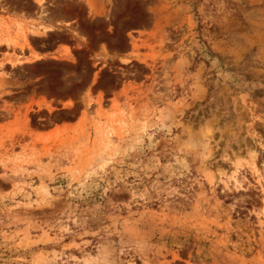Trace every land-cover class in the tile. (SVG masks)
<instances>
[{
  "label": "rangeland",
  "instance_id": "374dc122",
  "mask_svg": "<svg viewBox=\"0 0 264 264\" xmlns=\"http://www.w3.org/2000/svg\"><path fill=\"white\" fill-rule=\"evenodd\" d=\"M0 264H264V0H0Z\"/></svg>",
  "mask_w": 264,
  "mask_h": 264
}]
</instances>
